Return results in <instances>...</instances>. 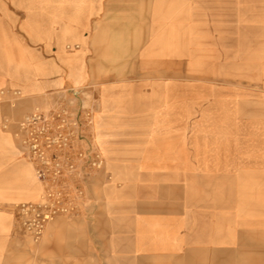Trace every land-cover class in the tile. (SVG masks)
<instances>
[{
	"label": "rangeland",
	"instance_id": "obj_1",
	"mask_svg": "<svg viewBox=\"0 0 264 264\" xmlns=\"http://www.w3.org/2000/svg\"><path fill=\"white\" fill-rule=\"evenodd\" d=\"M110 4L0 0V264H105L99 237L111 241L123 216L116 206L132 201L109 194L153 171L147 158L183 154L184 166L198 167L216 153L215 142L234 144L221 147V157L264 158V149H238L264 144V0H236L235 38L214 57L204 55L200 69L194 54L183 53V32L152 36L147 0ZM94 29L98 37H90ZM79 96L84 111L72 127L122 133L71 151L70 174L40 181L22 151L21 123L32 113L67 111ZM114 111L124 118L102 117ZM148 113L155 117H132ZM159 141L182 143L183 152L146 149ZM32 221L39 223L36 241L25 228Z\"/></svg>",
	"mask_w": 264,
	"mask_h": 264
},
{
	"label": "crops",
	"instance_id": "obj_2",
	"mask_svg": "<svg viewBox=\"0 0 264 264\" xmlns=\"http://www.w3.org/2000/svg\"><path fill=\"white\" fill-rule=\"evenodd\" d=\"M105 1L112 2L113 6L118 0ZM147 1L154 8L149 19L156 24L152 36L162 39L168 38L167 35L176 36L170 33L183 32L180 35L183 53L195 55L196 69L204 63L201 61L204 55L214 57L219 54L215 48L221 42L229 47L235 38L236 0ZM168 23L173 25L162 30V24ZM177 23L183 24L180 29ZM92 31L90 37L100 32ZM64 83L66 80L62 77L58 84ZM79 97L81 101L72 98L68 101L72 104L64 107L69 110L68 119L82 117L84 106L80 104L84 100ZM118 113L121 112L102 117L124 118ZM132 117L155 116L148 113ZM83 124L74 130L67 127L74 140L71 151L93 150L94 143L104 145V135L122 133V128L117 126ZM150 145L146 149L183 152L182 143L159 141ZM212 145L216 153L209 160L201 161L198 167L184 166L183 154L177 159L172 153L165 158H147L155 166L153 171L138 172L133 179L137 183L109 194L132 201L116 206L117 214L123 216H116V227L108 231L111 241L101 233L99 261L105 264H264V158L247 155L236 159L231 154L221 157V147L229 151L234 144L215 142ZM238 149L259 151L264 149V144H244ZM205 162L208 164L201 165ZM120 219L123 221L118 224ZM108 244H113L115 252L110 260L106 259L109 256L106 247L111 248Z\"/></svg>",
	"mask_w": 264,
	"mask_h": 264
},
{
	"label": "built area",
	"instance_id": "obj_3",
	"mask_svg": "<svg viewBox=\"0 0 264 264\" xmlns=\"http://www.w3.org/2000/svg\"><path fill=\"white\" fill-rule=\"evenodd\" d=\"M69 115L65 110H56L49 117L32 113L21 123L24 134L22 151L34 164L35 175L40 181L52 178L60 181L61 177L71 173V134L67 127L71 126L73 120L68 119ZM72 128L74 130L75 127ZM48 218L45 216L44 220ZM29 224L39 235V223L37 225L32 221Z\"/></svg>",
	"mask_w": 264,
	"mask_h": 264
},
{
	"label": "bare ground",
	"instance_id": "obj_4",
	"mask_svg": "<svg viewBox=\"0 0 264 264\" xmlns=\"http://www.w3.org/2000/svg\"><path fill=\"white\" fill-rule=\"evenodd\" d=\"M0 85H1V82H0ZM23 204H21L20 206L22 207ZM123 220H119L117 221L118 224H121ZM32 225H27L25 228H26V231H27V234L30 236V238L33 240V241H36L37 240V232L35 231V229L31 228ZM124 229V228H123ZM123 231V230H122Z\"/></svg>",
	"mask_w": 264,
	"mask_h": 264
}]
</instances>
